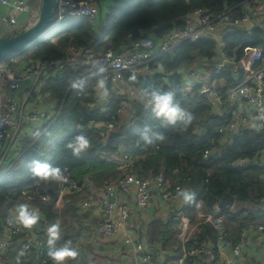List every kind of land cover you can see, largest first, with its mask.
I'll return each instance as SVG.
<instances>
[{"label":"trees","instance_id":"16d2710c","mask_svg":"<svg viewBox=\"0 0 264 264\" xmlns=\"http://www.w3.org/2000/svg\"><path fill=\"white\" fill-rule=\"evenodd\" d=\"M263 1L116 0L105 15L101 29L97 22L88 19H65L63 30L57 34L55 41L49 40V35H46L19 52L18 54L26 55L33 61L64 62L61 77L57 81L51 80L46 89L53 99L65 101L55 124L39 138L38 143L16 166L0 175V224H12L9 223L11 218L8 211L20 203L23 192L36 180L28 168L32 160H40L62 170L68 168L74 180L76 171L90 166L96 171L97 183L106 185L121 176L117 170L118 163L109 162L107 159L123 150L133 155V173L138 178L151 179L163 175L172 188L181 186L195 193L196 202L200 207L186 204L184 208V215L193 223L200 211L213 212L226 195L241 203L242 209L236 214H232L228 208L222 210L227 238L232 243H238L243 229L259 225L258 221L264 218L261 209V201L264 199V167L252 163L253 159L264 151V131L245 130L242 136L234 137L220 146L222 136L219 129L227 126L231 117L222 118L215 115L212 103L200 95L199 86L191 91L179 89V86H182L180 71L186 67L190 68L200 58L212 57L213 43L202 40L197 43H181L173 53L163 54L145 65L144 67L150 69L146 77H137L132 81L142 95L145 89L151 88L176 90V102L194 116L192 124L183 133L174 126H163L165 122L157 119L150 109L144 108L141 97V101H135L133 105L135 127L126 130L116 125L111 132L103 134L96 125L117 123V111L122 99L114 95L110 80H106L110 83L109 105L104 110L92 108V88L96 79L82 91L72 89L69 81L79 74L69 67L67 50L92 49L95 54L114 50L119 53L135 42L147 40L149 34L163 38L174 30L183 29L187 19L198 9L205 10L213 17L228 12L238 18L246 13V5L256 7ZM225 42V50L231 57H235L233 53L236 52L239 58L245 47H260L264 52V27L249 32H232L226 36ZM159 65H163V73L158 72ZM133 74L127 72L125 76L128 79ZM167 74H171L168 83L165 82ZM226 78L228 85L236 84L232 76ZM146 126L151 129L149 135L152 132H161L165 140L154 141L152 144L144 143L140 134ZM80 133L89 138L91 147L86 153L76 157L66 145ZM49 142L51 146L48 147ZM206 151H218L220 158H213V152L207 156ZM239 161L249 163L239 165ZM246 204H255L260 210H247L244 208ZM200 230V233L196 234L199 242L206 239L217 241L220 236L210 223L200 225Z\"/></svg>","mask_w":264,"mask_h":264},{"label":"crops","instance_id":"0c3cea01","mask_svg":"<svg viewBox=\"0 0 264 264\" xmlns=\"http://www.w3.org/2000/svg\"><path fill=\"white\" fill-rule=\"evenodd\" d=\"M9 1L10 3H13L15 0ZM26 1L29 11L16 15L18 24L11 30L12 32L8 31L7 27H0L2 38H10L17 34L20 30L27 28L36 22L40 8L42 6V0ZM115 2L116 0H100L98 2L100 7V15L96 24L99 27H102V24H104L105 15L109 13ZM12 12V6L0 7V13L4 16L9 15ZM71 20L79 21L77 19ZM63 21L58 26H55L53 22L50 27L51 29L49 28L48 31L38 37L35 41L46 35H49V40L55 41L57 39V34L63 30ZM263 27L264 7L248 24L242 26L234 32H249L252 29ZM208 38L209 36H205L204 40L202 41L213 43V41ZM148 39H152L155 42L156 47L159 48L164 37L157 38L155 35L149 34ZM213 45L214 55L212 57L200 58L199 61L190 68L186 67L180 71L179 74L181 76V84L183 86H187V74L190 71H195L200 74L202 84H209L215 81V93H213L210 98L206 96L204 97H206L212 103L213 112L215 115H218L222 118L231 117L229 124L234 123L237 126H241L240 119L245 114L244 107L237 103L234 105L228 104L225 101V92L227 88L231 86L228 85V80L226 77L232 76L236 84L241 82L244 78L242 68L238 62L240 59H242L243 52L239 58L237 57V53L234 52L233 56L237 58L236 63L229 64L225 68V71L219 73L216 72L214 68L216 62L219 59V51L216 44L213 43ZM71 49L72 48H69L67 50L69 67H71L73 71H76L79 76L87 79V85H89L92 80L96 79L91 75L96 69L91 66L75 68L71 63ZM127 49L128 47L124 48L122 52L126 51ZM159 56H155L153 60L157 59ZM52 62L53 61L41 60L33 61L30 60L26 55L16 54L6 58L1 63L5 64V66L10 70H16L17 72L22 73L31 66L38 64H50ZM144 66L138 68V72L134 73L138 74V76L135 75L136 78L146 77L148 75L150 69L147 68V66ZM63 68H50L42 78L36 79L32 77L30 80L24 82L19 89L14 91H10L6 87H2V91H0V107H3V105H5L9 99H12L19 106V114L15 118V125L11 129L10 137L6 143L5 157L1 160L0 164V175L2 172H8L14 166H16L23 156L30 149H32L36 143H38L39 138L58 120L65 100L61 102L57 99H53L52 95L47 91L46 88L51 80L57 81V79L61 77ZM158 72L163 73L161 70ZM104 75L108 76L111 75V73L106 70ZM169 77H171V74H167L165 76L166 83L169 82ZM107 87H110V83H107ZM192 89L193 88H191V90ZM70 90L72 89L70 88ZM70 90L69 93H67L68 97L70 95ZM119 90L122 92L117 93L113 90L112 91L115 96L122 99L121 104L123 101L128 100V92L130 90H135L137 92L135 98L129 99L128 108L124 117L122 119H118L117 121L118 128H125L126 130H129L136 125L134 116L135 110L133 109V105L135 101H141L142 92L137 89V86L132 83L130 78H126V84L120 86ZM92 91L94 102L91 107H97L101 110H104L106 108L105 103L103 100V105L100 104L102 100L100 99L96 84L92 88ZM41 113L48 114V120L32 122L29 119L31 114ZM96 126L102 131L103 134L111 132L108 128L106 131L102 130L103 127H107L106 123H99ZM37 130L42 133L40 137H36L34 135V132ZM231 139H234V137H221L219 143L220 146L226 144L227 141L229 142ZM104 142H106V140H104ZM47 146H51V143L49 142ZM212 152L214 155L218 151ZM212 152H210L209 155H211ZM124 156H128V159L125 160ZM132 156L133 155L121 150V152L108 158L107 161L118 163L117 170L119 171V176L123 174L135 175V173H133ZM247 163H249V161H239V165ZM252 163H255L256 165L263 168L264 151L260 152L253 159ZM95 172L96 171H94L90 166L83 168V170L76 171L74 173L76 178L75 180L81 185V190L78 193L68 192L61 204H57V190L59 189L58 182H46L48 186L46 194L49 197L47 202L41 201V194L43 193L42 191L28 192L27 188V195L23 194L24 196L22 195L20 203L8 211L12 220V224H0V231H5L7 228L14 226H23L15 221V216L17 215V207L20 204H26L29 206L31 211H36L39 214V220L33 227H24V229L27 231L26 234H41L43 238L42 244L45 246L47 251L45 255L49 259L51 258L48 256V250L51 246L48 245L47 230L51 225L59 222L60 239L56 241V246L59 247L66 241H71L72 246L78 252L77 258L70 259L66 261L65 264H135L133 260V246L125 243V238L127 237H130L133 242L142 243L145 250L150 253L152 257L151 261L144 264H209L208 254H204L203 256L197 258L187 257V259L182 262L184 254L189 248L205 249L206 252H210V254L211 252L214 253L217 264H236L237 262L241 264H264V230L262 232L258 231L260 226L264 228V218L258 221L259 225L243 229L241 232V239L238 243H232L229 241L225 227H223V234L229 245L220 244L218 240L212 241L206 239L203 242H199L197 241L198 238L196 237V234H199L201 231L200 225L205 223L212 224L211 220H209V217H211V219L218 217H222L223 220L225 219V217L222 215V210L224 208L220 207L221 203L213 212L204 213L203 211H200L195 223H193L187 216L184 215L186 203H184L183 200H178L176 198L164 200L162 198V194L154 189L152 191V198L149 206L145 209H139L136 206L134 195H130L126 198L127 204L131 209V218L127 224L125 232L121 233L115 238L101 237L96 231L98 210L101 207L100 204L102 197L104 196V189L106 188L107 184L113 180L108 182L106 185H103L102 183L99 184L95 180ZM86 201L92 202L93 207L91 209L83 210L80 208V206ZM241 206L242 204L237 203L235 200L233 207L228 209H230L232 214H236L242 209ZM244 208L253 211L260 210L255 204H246ZM261 209L264 214V206ZM186 221L189 224L190 233V240L187 243H185L182 238L184 226L182 223ZM24 237L25 235L19 236L18 241H22ZM80 246L82 249H79ZM235 246H241L242 252L239 257H235L232 252L233 247ZM5 257L9 258L8 260L10 264H40L42 256L35 249L25 252L21 250L19 246H16V249L13 251V253L6 252Z\"/></svg>","mask_w":264,"mask_h":264},{"label":"built area","instance_id":"2783aa9c","mask_svg":"<svg viewBox=\"0 0 264 264\" xmlns=\"http://www.w3.org/2000/svg\"><path fill=\"white\" fill-rule=\"evenodd\" d=\"M99 0H81V1H64L59 0L56 8L55 26H58L64 19H88L97 22L100 15ZM12 6L13 12L9 15L0 13V27H7L8 31L15 28L18 24L16 15L29 11L26 0H15L10 3L9 0H0V7ZM264 7V1L256 7L246 5V13L241 17H234L228 12L213 17L203 9H198L194 12L183 29L174 30L165 35L159 48L156 47L152 39L133 43L124 52H115L114 50L106 51L102 54H95L94 50H75L71 49L72 61L75 68L91 66L99 62L102 64L111 75L105 76L106 80H110L112 90L114 92H122L120 86L126 84L127 72H138V68L151 62L155 56L166 54L173 51L176 46L184 42L197 43L204 40L205 36L212 40L218 47L219 59L214 68L216 72H223L225 68L236 63V58L229 56L226 52V36L229 33L238 30L242 26L248 24ZM221 28V29H220ZM0 38L2 33L0 31ZM151 42L147 46V42ZM242 68L243 80L229 88L225 92V101L228 104H241L244 107L245 114L240 119V125L230 123L219 129V134L222 137L233 138L243 135L244 130L264 131V121L257 118L261 114V109H264V52L260 47H245L243 49V57L239 61ZM237 62V63H238ZM35 66V67H34ZM26 69L25 72H17L16 70L8 69L5 64L0 62V91L2 87H6L10 91L17 90L21 85L30 80L32 77L42 78L50 68L62 69L64 62L57 60L50 64H38ZM191 83V88L200 87L199 93L202 96L209 97L215 93L216 82L202 84L201 76L195 71H190L187 74V83ZM137 92L130 90L128 92V100L122 102L117 111V118L122 119L128 108L130 98H135ZM105 107L109 105V101L104 100ZM19 114L18 104L9 99L3 107H0V164L5 157L6 143L10 137L11 129L14 127L16 117ZM29 119L32 122L48 120V114H31ZM256 124L257 127L252 125ZM117 123L107 125L109 130L115 129ZM206 155L210 152L206 151ZM125 160L128 156H124ZM64 174L68 177L67 182H58L59 189L57 190V204H61L68 192L78 193L81 190V185L72 178L68 168H64ZM157 190L162 194L164 200L176 198L183 200L180 197V191L186 190L181 186L171 187L170 182L163 176L159 175L151 179H140L133 174H123L116 180L109 183L104 189V196L101 200V207L98 210L97 233L103 238H115L125 232L127 224L131 218V209L127 204L126 198L134 195L136 206L139 209H145L149 206L152 198V191ZM48 186L45 181H34L28 186V192H40L41 201L49 200L46 191ZM27 195V191L23 192ZM264 206V199L261 201ZM93 207V203L86 201L80 206L81 209L87 210ZM211 223L220 234L218 242L220 244L229 245L223 234L224 220L222 217L211 219ZM182 238L185 243L190 240L189 224L183 222ZM264 228L260 226L258 231L262 232ZM27 231L23 226H14L7 228L5 231H0V264H10L9 258L5 257L6 252L16 249L19 246L21 250L29 252L33 249L41 254L40 264H53L52 259L46 257V248L43 246V238L41 234H26ZM25 235L22 241H18L19 236ZM125 243L133 246V260L135 264L149 263L152 259L150 253L145 250L140 242H133L130 237L125 238ZM79 249H82L81 246ZM235 257L241 254V246H235L232 250ZM204 254L209 256V264H217L214 253L206 252L205 249H188L182 262L187 257H200ZM67 259L66 261L70 260ZM65 261V262H66ZM241 264V263H236Z\"/></svg>","mask_w":264,"mask_h":264},{"label":"clouds","instance_id":"9594fccd","mask_svg":"<svg viewBox=\"0 0 264 264\" xmlns=\"http://www.w3.org/2000/svg\"><path fill=\"white\" fill-rule=\"evenodd\" d=\"M151 42H147V46H150ZM96 69L91 75L96 77V88L99 92L101 100H107L109 96V89L107 87V81L104 78L106 68L96 62L93 65ZM160 70L163 71V65H159ZM131 81L136 80L135 74L130 77ZM88 81L82 77H74L69 81V86L74 90L82 91L87 85ZM179 89L191 90V83L187 86H179ZM177 89V90H179ZM176 90L164 91L161 88L145 89L142 95V102L145 109H150L152 114L162 122H165L163 126L169 125L178 128L180 132H186L194 120V116L191 112L183 108L175 100ZM258 120L264 121V109H261V114L257 118ZM254 128L256 124L252 125ZM151 129L147 126L145 130L141 132L140 139L146 144H152L154 141H164L165 136L161 132H152L149 135ZM36 137H40L42 133L37 130L34 132ZM66 147L71 151L73 156L80 157L86 153L91 147V141L84 134L80 133L76 135ZM29 171L37 181H55V182H67L68 177L64 174V170L60 167H53L51 164L42 162L40 160H32L28 165ZM180 197L186 204H195L197 208L200 207L199 203L196 202L195 193L192 191L181 190ZM39 220V214L36 211H31L29 206L26 204H20L17 207V215L15 221L18 224L23 225L25 228L33 227ZM12 220H9L11 223ZM48 256L52 259L53 264H65V261L69 258L75 259L78 256L77 250L72 246L71 241H66L61 246H56V241L60 239V225L59 222L51 225L48 228Z\"/></svg>","mask_w":264,"mask_h":264},{"label":"water","instance_id":"95a60500","mask_svg":"<svg viewBox=\"0 0 264 264\" xmlns=\"http://www.w3.org/2000/svg\"><path fill=\"white\" fill-rule=\"evenodd\" d=\"M59 0H42V6L38 18L31 26L20 30L17 34L10 38H0V62L14 56L23 49L28 48L38 37L43 35L51 27L56 20V8ZM66 2L70 0H64ZM173 53V51L171 52ZM103 105V100L100 102ZM102 130L106 131L107 127ZM213 158L219 159L220 154L216 152ZM235 199L230 195H226L222 200L221 208L233 207Z\"/></svg>","mask_w":264,"mask_h":264},{"label":"rangeland","instance_id":"374dc122","mask_svg":"<svg viewBox=\"0 0 264 264\" xmlns=\"http://www.w3.org/2000/svg\"><path fill=\"white\" fill-rule=\"evenodd\" d=\"M51 29V28H50Z\"/></svg>","mask_w":264,"mask_h":264}]
</instances>
